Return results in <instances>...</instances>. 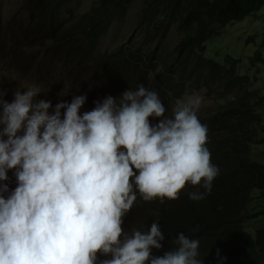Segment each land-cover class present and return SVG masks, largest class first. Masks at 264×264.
Returning a JSON list of instances; mask_svg holds the SVG:
<instances>
[{
  "label": "clouds",
  "instance_id": "1",
  "mask_svg": "<svg viewBox=\"0 0 264 264\" xmlns=\"http://www.w3.org/2000/svg\"><path fill=\"white\" fill-rule=\"evenodd\" d=\"M34 42L23 40L19 52L0 49L6 56L0 66L15 67L16 58L25 57L12 101H6L10 84L0 81V264H240L245 257L238 251L249 252L245 246L228 255L213 244L227 237L209 239L198 226L166 230L169 204L183 196L204 199L223 173L206 146L208 114L198 119L202 97L183 98L186 85L182 98L168 95L175 100L165 113L158 94L143 85L121 96L103 95L104 72L100 78L97 65L114 50L98 45L83 61L61 60L62 73L47 90L36 69L49 75L48 60L25 55L38 56ZM213 88L214 94L223 90L220 83ZM228 96L224 101L240 97ZM263 139L264 131L245 150L230 151L238 168L248 169L238 157L249 166L264 165V150L256 152ZM250 178L243 174L234 182L245 191L242 232L259 243L260 230L253 227L264 229V186ZM217 220L227 228L226 212Z\"/></svg>",
  "mask_w": 264,
  "mask_h": 264
},
{
  "label": "trees",
  "instance_id": "2",
  "mask_svg": "<svg viewBox=\"0 0 264 264\" xmlns=\"http://www.w3.org/2000/svg\"><path fill=\"white\" fill-rule=\"evenodd\" d=\"M56 2L59 1L25 0L28 16L25 28H20L25 40L43 38L41 33L46 30L45 25L49 28L53 26L58 6ZM129 3L130 0H101L91 14L82 16L69 28L62 41L55 43L56 50L60 49L55 53L63 56V62L72 64L83 61L84 53L93 55L113 18H122ZM262 6L264 0H144L137 27L144 34V45L152 46V49L143 50L140 47L124 54L116 50L103 54L97 65L100 78L104 72L101 78L104 84L99 85L103 95L117 97L143 85L158 94L166 108L165 113L171 110L168 95L175 99L182 98L186 85L193 89L206 88L213 93L217 92L214 86L222 85L218 109L205 117L204 124L208 129L206 146L211 152V162L218 160L220 172L223 173L212 184L211 191L204 199L190 202L183 196L176 203H170L166 230L198 226L199 232L207 234L209 239L227 237V240L216 239L213 244L223 246L222 251H227L228 255L235 253L234 250L240 245L245 246L249 252L238 251L246 258L241 257L240 264H264V229L263 226L261 229L253 227L260 230L259 243L250 242L242 232L243 221L247 220L240 216L239 210L245 204V191L238 190L234 181L240 180L243 174H250V183L256 180V184L262 188L264 165L249 166L244 157H238L237 160L248 169L238 168L232 161L234 157L230 151L238 153L258 142L259 134L264 131V116L257 111V107L264 98L256 97L257 91L249 88L250 78L240 73L238 59L228 56L222 65L204 54L206 43L213 35L230 23L257 12ZM174 26L183 33L176 45L174 59L151 81L150 72L161 60L160 44ZM53 30L56 31V28ZM256 60L259 58L253 59ZM118 83L120 87H117ZM233 92L237 98L240 97L233 102L231 99L228 103L224 101ZM261 143L264 144V139ZM224 161H232L231 166H224ZM221 212L227 213V228L217 220Z\"/></svg>",
  "mask_w": 264,
  "mask_h": 264
},
{
  "label": "rangeland",
  "instance_id": "3",
  "mask_svg": "<svg viewBox=\"0 0 264 264\" xmlns=\"http://www.w3.org/2000/svg\"><path fill=\"white\" fill-rule=\"evenodd\" d=\"M57 11L55 13L56 21L53 26L45 25L46 30L41 33L43 38L35 41L32 45V49L37 50L38 56L26 55L27 60L35 59L39 61L48 60L46 68L49 75L36 69V72L44 75V83L42 87L47 90L49 88V80L53 77L60 76L63 70V66H60L61 58L59 54H56L57 48L55 43L61 42L69 31V28L82 19V16L91 14L94 8L97 7L101 0H65L60 2L58 0ZM25 0H0V49L3 47L4 53L6 51L11 52L14 49L19 52L18 45L22 44L23 31L20 28H25L28 13L25 10ZM144 0H130L126 9V14L122 18H113L110 27L98 41V47L101 51L110 52L121 50L124 54L128 50H136L140 47L143 50L152 49V46L144 45V34L141 29L138 28L139 17L142 12ZM56 28V31L53 29ZM12 31H14L12 33ZM16 36L14 37V35ZM183 33L174 26L169 35L160 44V61L156 64L152 74L154 76L161 70H164L167 65H170L175 56V48L178 42L181 40ZM207 58H215L223 60L226 56L230 55L239 60L241 67V74H246L250 78L249 88L256 89L257 96L264 97V7L258 12L237 23H231L220 31L219 35H213V37L206 43ZM48 55H44L47 54ZM3 53V52H2ZM32 54V53H31ZM6 57L4 54H0V58ZM63 58V56H61ZM255 57L259 58V61H253ZM18 61L17 66L9 68L8 66H0V78H4L0 81H5L6 84H10L8 88V94L12 93L16 89L14 78L17 76L16 71L20 65L25 61L24 56L16 58ZM154 76H151V81L154 80ZM23 79L26 76H22ZM18 78V77H16ZM257 79V81H255ZM121 85L118 83L117 87ZM259 89V90H258ZM193 93L199 94L202 97V104L197 112L198 119L206 114L218 109L219 94H214L212 91L207 92L204 89L187 88L186 96ZM52 94L55 91L52 90ZM14 94L9 95L6 101H12ZM175 99H173L174 101ZM173 101H169L172 103ZM228 102V99H227ZM175 105V104H174ZM257 111L264 116V100L257 107ZM263 135V134H262ZM264 150V146L256 149V152Z\"/></svg>",
  "mask_w": 264,
  "mask_h": 264
},
{
  "label": "bare ground",
  "instance_id": "4",
  "mask_svg": "<svg viewBox=\"0 0 264 264\" xmlns=\"http://www.w3.org/2000/svg\"><path fill=\"white\" fill-rule=\"evenodd\" d=\"M8 102V101H7Z\"/></svg>",
  "mask_w": 264,
  "mask_h": 264
}]
</instances>
